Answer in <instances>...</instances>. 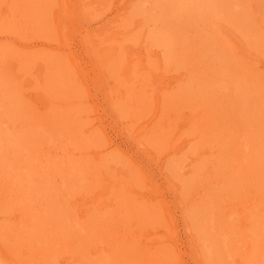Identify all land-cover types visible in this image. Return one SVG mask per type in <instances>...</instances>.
<instances>
[{"label":"rangeland","instance_id":"obj_1","mask_svg":"<svg viewBox=\"0 0 264 264\" xmlns=\"http://www.w3.org/2000/svg\"><path fill=\"white\" fill-rule=\"evenodd\" d=\"M263 112L264 0H0V264H264Z\"/></svg>","mask_w":264,"mask_h":264},{"label":"bare ground","instance_id":"obj_2","mask_svg":"<svg viewBox=\"0 0 264 264\" xmlns=\"http://www.w3.org/2000/svg\"><path fill=\"white\" fill-rule=\"evenodd\" d=\"M158 3H159V2H158ZM16 4H17V1H16ZM16 8H17V7H16ZM12 9H13V7H12ZM147 9H148V8H147ZM177 13H178V12H177ZM30 14H31V13H30ZM150 16H151V15H150ZM29 17H30V16H29ZM182 17H183V16H182ZM33 21H34V20H33ZM8 22H9V21H8ZM44 24H45V23H44ZM54 24H55V23H54ZM174 31H175V30H174ZM177 31H178V30H177ZM184 32H185V31H184ZM46 33H47V32H46ZM49 33H50V32H49ZM251 38H252V37H251ZM249 42H250V41H249ZM163 44H164V43H163ZM189 50H190V49H189ZM40 56H41V54H40ZM45 56H46V55H45ZM56 57H57V56H56ZM173 57H174V56H173ZM182 59H183V58H182ZM55 65H56V64H55ZM239 66H240V65H239ZM156 67H157V66H156ZM227 68H228V67H227ZM235 69H236V68H235ZM54 71H55V70H54ZM55 72H56V71H55ZM242 72H243V71H242ZM227 74H228V73H227ZM230 74H231V73H230ZM144 77H145V76H144ZM217 77H218V76H217ZM198 80H199V79H198ZM242 80H243V79H242ZM251 80H252V79H251ZM188 81H189V80H188ZM259 81H260V80H259ZM233 83H234V82H233ZM236 83H237V82H236ZM236 83H235V85H236ZM253 84H254V83H253ZM208 85H209V84H208ZM235 85H234V86H235ZM20 86H21V85H20ZM238 86H239V85H238ZM249 86H250V85H249ZM255 86H256V85H255ZM144 88H145V87H144ZM223 88H224V87H223ZM220 89H221V87H220ZM219 91H220V90H219ZM230 91H231V90H230ZM244 91H245V90H244ZM251 91H252V90H251ZM260 91H261V90H260ZM224 93H225V92H224ZM241 93H242V92H241ZM247 93H248V92H247ZM254 94H255V93H254ZM145 95H146V94H145ZM220 95H221V94H220ZM229 95H230V94H229ZM241 95H242V94H241ZM241 95H240V96H241ZM233 96H234V95H233ZM238 96H239V95H238ZM253 96H254V95H253ZM177 97H178V96H177ZM228 97H229V96H228ZM234 97H235V96H234ZM172 98H173V97H172ZM183 99H184V98H183ZM192 99H193V98H192ZM252 99H253V98H252ZM171 101H172V100H171ZM182 101H183V100H182ZM191 101H192V100H191ZM235 101H237V99H236ZM248 101H249V100H248ZM197 103H198V102H197ZM202 103H203V102H202ZM236 104H237V102H236ZM3 105H4V104H3ZM219 105H220V104H219ZM257 105H258V104H257ZM238 106H239V104L237 105V108H238ZM248 106H249V105H248ZM70 107H71V106H70ZM188 107H189V106H188ZM233 107H234V106H233ZM249 107H250V106H249ZM255 108H256V107H255ZM77 110H78V109H77ZM214 110H215V109H214ZM262 110H263V108H262ZM230 111H231V110H230ZM242 111H243V110H242ZM246 111H247V109H246ZM248 111H249V110H248ZM52 113H53V112H52ZM84 113H85V112H84ZM223 113H224V112H223ZM223 113H222V114H223ZM253 113H254V112H253ZM263 113H264V112H263ZM251 114H252V113H251ZM256 114H257V113H256ZM55 115H56V114H55ZM139 115H140V114H139ZM59 117H60V116H59ZM219 117H220V116H219ZM262 117H263V116H262ZM85 119H86V118H85ZM85 119H84V120H85ZM179 119H180V118H179ZM32 121H33V120H32ZM39 121H40V120H39ZM211 121H212V120H211ZM254 121H255V120H254ZM82 123H83V122H82ZM187 129H188V128H187ZM153 131H154V129H153ZM251 131H252V130H251ZM155 132H156V131H155ZM151 133H152V132H151ZM46 135H47V134H46ZM234 135H235V134H234ZM20 137H22V136H20ZM47 137H48V136H47ZM191 137H192V136H191ZM65 138H66V137H65ZM243 139H244V138H243ZM65 140H66V139H65ZM245 140H247L246 137H245ZM98 142H99V141H98ZM253 142H254V141H253ZM12 143H13V142H11V144H12ZM232 143H233V142H232ZM246 143H247V142H246ZM248 144H249V143H248ZM248 144H247V145H248ZM253 144H254V143H253ZM1 145H2V143H1ZM8 145H9V143H8ZM13 145H14V144H13ZM80 145H81V144H80ZM55 146H56V145H55ZM261 146H262V145H261ZM11 147H12V145H11ZM247 147L249 148V146H247ZM250 147H251V146H250ZM48 148H49V147H48ZM56 148H57V147H56ZM164 148H165V147H164ZM29 149H30V148H29ZM261 149H262V148H261ZM7 150H8V149H7ZM38 151H39V150H38ZM6 152H7V151H6ZM43 152H44V151H43ZM43 152H42V153H43ZM248 152H249V151H248ZM51 153H52V152H51ZM43 154H44V153H43ZM43 154H42V155H43ZM114 154H115V153H114ZM258 154H259V153H258ZM1 155H2V154H1ZM1 155H0V156H1ZM3 156H4V155H3ZM3 156H2V158H3ZM191 156H192V155H191ZM258 156H259V155H258ZM4 157H5V156H4ZM36 157H37V156H36ZM218 157H219V156H218ZM255 157H256V156H255ZM0 158H1V157H0ZM2 158H1V159H2ZM7 158H8V157H7ZM37 158H38V157H37ZM8 159H9V158H8ZM8 159H7V161H6V159H5V160L2 159V160L4 161V164H5V161H6V163H8V164H9V162H12V161H13L12 159H9V161H8ZM202 159H203V158H202ZM238 159H239V158H238ZM245 159H246V158H245ZM250 159H251V158H250ZM38 160H39V159H38ZM240 160H241V159H240ZM26 161H27V160H26ZM248 161H249V160H248ZM248 161H247V162H248ZM28 162H29V161H28ZM176 163H177V162H176ZM183 163H184V162H183ZM249 163H251V162H248V164H249ZM260 163H261V162H260ZM4 164H1V165L3 166ZM8 164H6V165H8ZM69 164H71V163H69ZM207 164H208V163H207ZM262 164H263V163H262ZM6 165H4V166H6ZM42 165H43V164H42ZM55 165H56V164H55ZM177 165H178V164H177ZM219 165H220V164H219ZM250 165H251V164H250ZM4 166H3V168H4ZM11 166H12V167H11ZM11 166H10V168H12V170H13V167H14V169H15L16 171L18 170V169L15 168V165L12 164ZM47 166H48V165H47ZM252 166H253V165H252ZM6 167H9V165L6 166ZM16 167H18V166H16ZM58 167H60V166L58 165ZM19 168H20V169L17 171V172H19V173H17L16 171L13 170V171H14L13 174H14L15 172H16V173H15L16 175L18 174V176H19L18 179H20V178L22 177V171H21L22 169H21L20 166H19ZM25 168H26V167H24V169H25ZM60 168H61V167H60ZM71 168H72V166H71ZM7 169H9V168H7ZM69 169H70V168H69ZM192 169H193V168H192ZM4 170H5V169H3V171H4ZM196 170H197V169H196ZM50 171H51V170H50ZM127 171H128V170H127ZM10 172H12V171L10 170ZM25 172H27V171L25 170ZM214 172H215V171H214ZM221 172H222V171H221ZM5 173H6V172H5ZM20 173H21V174H20ZM239 173H240V172H239ZM13 174H12V175H13ZM26 174H27V173H26ZM32 174H33V173H32ZM59 174H62V173L60 172ZM6 175H8V174H6ZM10 175H11V174H10ZM10 175H8V176H10ZM33 175L35 176V174H33ZM67 175H68V174H67ZM26 176H27V175H26ZM29 176H30V174H29ZM40 176H41V174H40ZM251 176H252V175H251ZM30 177H31V176H30ZM242 177H243V176H242ZM9 178H10V177H9ZM9 178H8V179H9ZM27 178H28V177H27ZM27 178L23 176V178H21V179L19 180L20 183H22L21 180H24V179L26 180ZM243 178H244V177H243ZM38 180H39V179H38ZM38 180H37V181H38ZM32 181H34V180H32V177H31V182H32ZM39 181H40V180H39ZM248 181H249V180H248ZM15 182H17V181H15ZM26 182H28V181L26 180ZM26 182H25V184H26ZM33 183H34V182H33ZM25 184H23V185L25 186ZM29 184H30V183H29ZM9 185H10V184H9ZM21 185H22V184H21ZM32 185L35 186V185H37V184L35 183V184H32ZM10 186H11V185H10ZM25 187H26V186H25ZM25 187H24V188H25ZM29 187H30V185H29ZM65 187H66V186H65ZM227 187H228V186H227ZM24 188L22 187V188H20V189H21V190H22V189L24 190ZM31 188H32V187H31ZM35 188H36V187H35ZM23 190H22V191H23ZM31 190H32V189H31ZM35 190H37V188H36ZM33 191H34V190H33ZM24 192H25V191H24ZM35 192H36V191H35ZM35 192H34V193H35ZM22 193H23V192H22ZM25 193H26V192H25ZM25 193H24V194H25ZM36 195H38V194H35V196H36ZM16 197H17V196H16ZM36 197H37V196H36ZM105 197H106V196H105ZM37 199H38V198H37ZM28 202H29V201H28ZM129 202H130V201H129ZM118 204H119V203H118ZM216 206H217V205H216ZM194 210H195V209H194ZM140 213H141V212H140ZM53 214H54V213H53ZM75 217H76V216H75ZM113 217H114V216H113ZM72 221H73V220H72ZM214 222H215V221H214ZM126 225H127V224H126ZM199 227H200V226H199ZM76 232H77V231H76ZM232 234H233V233H232ZM84 239H85V238H84ZM208 247H209V246H208ZM204 250H205V249H204ZM211 252H212V251H211ZM211 252H210V254H211ZM208 253H209V252H208ZM204 254H205V253H204ZM255 261H256V260H255ZM246 263H248V262H246ZM256 264H257V263H256Z\"/></svg>","mask_w":264,"mask_h":264}]
</instances>
